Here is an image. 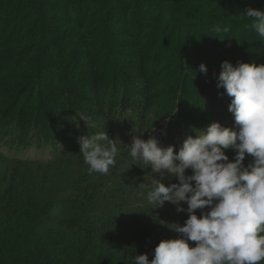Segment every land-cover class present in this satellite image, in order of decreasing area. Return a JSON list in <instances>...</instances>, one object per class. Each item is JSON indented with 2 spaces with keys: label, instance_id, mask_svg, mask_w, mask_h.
I'll return each instance as SVG.
<instances>
[{
  "label": "trees",
  "instance_id": "16d2710c",
  "mask_svg": "<svg viewBox=\"0 0 264 264\" xmlns=\"http://www.w3.org/2000/svg\"><path fill=\"white\" fill-rule=\"evenodd\" d=\"M249 7L264 0H0V140L55 150L44 161L0 154V264H133L181 237L169 227L186 212L174 208L173 222L128 206L112 181L134 163V137L178 151L212 122L234 127L206 47L216 40L220 62L264 64ZM103 131L120 153L109 173L89 174L78 139Z\"/></svg>",
  "mask_w": 264,
  "mask_h": 264
},
{
  "label": "clouds",
  "instance_id": "9594fccd",
  "mask_svg": "<svg viewBox=\"0 0 264 264\" xmlns=\"http://www.w3.org/2000/svg\"><path fill=\"white\" fill-rule=\"evenodd\" d=\"M242 13L264 41V11L249 7ZM211 31L228 33L229 28L214 26ZM198 71L207 74L208 69L201 63ZM215 78L217 88L231 97L228 111L234 127L212 122L194 130L195 136L188 135L178 151L174 145L161 147L153 136L134 137L127 147L133 160L150 165L151 177L160 176L153 179L156 184L147 201L158 207L170 202L178 213H187L183 225L169 227L180 238L161 240L153 259L137 254L133 264L264 262V64L238 61L234 66L225 60ZM78 144L89 174H107L115 165L116 141L105 131L81 136ZM228 150L234 152L231 160ZM247 156L252 159L245 165ZM165 178L168 186L161 182Z\"/></svg>",
  "mask_w": 264,
  "mask_h": 264
},
{
  "label": "rangeland",
  "instance_id": "374dc122",
  "mask_svg": "<svg viewBox=\"0 0 264 264\" xmlns=\"http://www.w3.org/2000/svg\"><path fill=\"white\" fill-rule=\"evenodd\" d=\"M218 23H215L214 26H217ZM219 26V25H218ZM243 31V30H241ZM247 35V33H245V36ZM216 40H212L211 44L208 43V48L206 47V49H208L210 52L209 58L213 59L214 61H216V63L218 64V66L221 67V63L220 61V55L218 57H213L211 54L213 53V49L216 45ZM225 50V48H224ZM214 54V53H213ZM218 54V53H216ZM228 58V56H226ZM207 63V62H205ZM198 66V65H195ZM70 100V99H69ZM82 119L86 122H88V118H86L85 116H82ZM162 133V130L160 131ZM163 134V133H162ZM34 140H37V138H34ZM112 140H119L118 136L114 135V137L112 138ZM116 144L120 145L119 143L116 142ZM165 147V146H162ZM53 148V147H52ZM51 147H49V145L45 146V148L43 149H38L36 147V143L28 148H21V149H16L13 148V145L10 143H4L3 140H0V154L4 155L5 157L9 158V159H25V160H40V161H44V160H51L54 157V149H52ZM119 150V149H118ZM120 151V150H119ZM117 152L118 154L120 152ZM226 154L229 156V159L232 158L234 156V152L232 150H228L226 152ZM251 157L247 156L245 162H249L251 161ZM134 163H131L129 167H126V171L122 172L119 176V178L116 181H112V187L114 188V190H117V192L115 193V195L117 193H124L122 197L123 201L125 202L124 204H127L128 206L130 205H135L137 204V202H142L145 203L147 205H151L152 207H154L156 209V212L161 213V215H163L162 217L166 218V220H170V221H178L179 220V216L175 215V210L174 208H176L177 206L170 203V202H165L164 205L162 207H158L157 204H150L147 201V194L149 191L153 190L156 181H154L153 179L159 180L160 176L158 173H152V177H151V169H150V165H146L144 164L142 161H136V160H131ZM8 164V163H7ZM4 165V163H1V158H0V168H2ZM161 182H163L165 184V186H168L170 181L165 178L164 180H162ZM172 183L177 182L176 180H172ZM110 186V185H109ZM116 200V199H115ZM117 201V200H116ZM115 201V202H116ZM183 207H187L186 204L182 203ZM158 207V208H157ZM176 217H178L177 220ZM164 218V219H165ZM190 246H194L195 242H189Z\"/></svg>",
  "mask_w": 264,
  "mask_h": 264
}]
</instances>
